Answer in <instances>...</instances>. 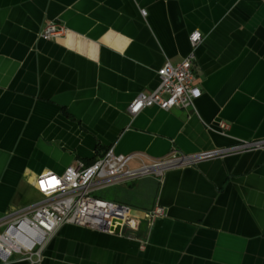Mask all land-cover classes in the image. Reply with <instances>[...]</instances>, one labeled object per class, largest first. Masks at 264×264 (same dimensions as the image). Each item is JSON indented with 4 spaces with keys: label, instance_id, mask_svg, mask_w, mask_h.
Segmentation results:
<instances>
[{
    "label": "crops",
    "instance_id": "0c3cea01",
    "mask_svg": "<svg viewBox=\"0 0 264 264\" xmlns=\"http://www.w3.org/2000/svg\"><path fill=\"white\" fill-rule=\"evenodd\" d=\"M52 19L65 35H41ZM197 28L195 107L131 114ZM262 137L264 0H0V218L41 198L43 171L110 147L140 153L137 166ZM121 183L133 202H120L164 213L119 233L67 222L40 260L14 252L0 264H264V148Z\"/></svg>",
    "mask_w": 264,
    "mask_h": 264
},
{
    "label": "built area",
    "instance_id": "2783aa9c",
    "mask_svg": "<svg viewBox=\"0 0 264 264\" xmlns=\"http://www.w3.org/2000/svg\"><path fill=\"white\" fill-rule=\"evenodd\" d=\"M143 13L146 10L143 9ZM67 25L58 19L48 21L41 35L57 38L65 35ZM204 35L194 29L189 35L191 51L180 61L167 60L158 69L159 83L151 91L139 92L130 102L129 111L135 115L144 107L158 105L162 108L174 106L195 107V100L202 93L194 72L195 48ZM222 130L229 127L226 120L220 121ZM264 148V137L239 139L235 143L205 149L193 154L173 152L168 156L154 158L137 166L131 160L140 157L138 152L121 153L110 147L90 163L78 160L62 173L46 170L36 178L37 189L42 196L39 200L11 210L0 218V258L7 260L14 252H19L32 262L43 256L49 238L67 222L115 232L117 225L121 231L125 227L136 229L140 218L131 214V205L93 194V190L128 179L163 174L166 167L194 163L200 159ZM165 211L160 204L148 211L151 217Z\"/></svg>",
    "mask_w": 264,
    "mask_h": 264
},
{
    "label": "rangeland",
    "instance_id": "374dc122",
    "mask_svg": "<svg viewBox=\"0 0 264 264\" xmlns=\"http://www.w3.org/2000/svg\"><path fill=\"white\" fill-rule=\"evenodd\" d=\"M93 194L117 201L123 200L133 202V200L126 197L125 186L122 183H113L110 185L98 187L93 190Z\"/></svg>",
    "mask_w": 264,
    "mask_h": 264
},
{
    "label": "water",
    "instance_id": "95a60500",
    "mask_svg": "<svg viewBox=\"0 0 264 264\" xmlns=\"http://www.w3.org/2000/svg\"><path fill=\"white\" fill-rule=\"evenodd\" d=\"M131 214L133 216H136L138 218H149L150 215L147 211L143 210V209H140V208H137V207H131ZM121 231V225H117L116 228H115V232L119 233Z\"/></svg>",
    "mask_w": 264,
    "mask_h": 264
}]
</instances>
